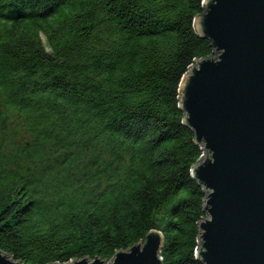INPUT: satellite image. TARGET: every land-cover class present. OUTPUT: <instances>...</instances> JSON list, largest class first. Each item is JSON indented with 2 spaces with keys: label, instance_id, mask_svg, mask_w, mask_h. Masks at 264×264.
<instances>
[{
  "label": "trees",
  "instance_id": "16d2710c",
  "mask_svg": "<svg viewBox=\"0 0 264 264\" xmlns=\"http://www.w3.org/2000/svg\"><path fill=\"white\" fill-rule=\"evenodd\" d=\"M201 3L0 0L1 250L109 260L159 227L164 264H201L203 150L177 90L212 50Z\"/></svg>",
  "mask_w": 264,
  "mask_h": 264
},
{
  "label": "water",
  "instance_id": "95a60500",
  "mask_svg": "<svg viewBox=\"0 0 264 264\" xmlns=\"http://www.w3.org/2000/svg\"><path fill=\"white\" fill-rule=\"evenodd\" d=\"M196 34L209 56L178 84L182 122L202 154L189 172L205 194L194 254L201 264H264V0H202ZM164 232L115 249L44 264H164ZM0 264H25L0 249Z\"/></svg>",
  "mask_w": 264,
  "mask_h": 264
},
{
  "label": "rangeland",
  "instance_id": "374dc122",
  "mask_svg": "<svg viewBox=\"0 0 264 264\" xmlns=\"http://www.w3.org/2000/svg\"><path fill=\"white\" fill-rule=\"evenodd\" d=\"M42 41H44V37H42ZM45 48H47L46 46H45ZM205 216V215H204ZM108 261V260H107Z\"/></svg>",
  "mask_w": 264,
  "mask_h": 264
}]
</instances>
